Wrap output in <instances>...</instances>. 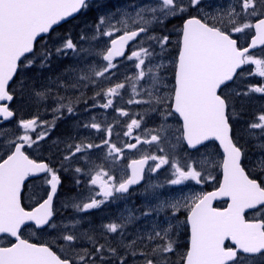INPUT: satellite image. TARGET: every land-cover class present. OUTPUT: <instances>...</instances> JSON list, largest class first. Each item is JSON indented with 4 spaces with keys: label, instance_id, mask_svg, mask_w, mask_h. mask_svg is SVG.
Listing matches in <instances>:
<instances>
[{
    "label": "snow or ice",
    "instance_id": "1",
    "mask_svg": "<svg viewBox=\"0 0 264 264\" xmlns=\"http://www.w3.org/2000/svg\"><path fill=\"white\" fill-rule=\"evenodd\" d=\"M100 6L97 0H0V124L17 116L14 101L23 106L51 98L56 105L51 122L38 116L21 118L17 121L21 134L0 131L4 137L0 140V264H264V105L245 119L257 94L264 99V0H231L212 11L204 0H130L98 14L75 37L71 31L58 34L64 24ZM234 34H250V44H238L241 36L234 38ZM173 36L176 53L169 57ZM130 42L135 44L126 59L135 61V75L102 87L100 78L110 81L116 75L114 61L125 56ZM257 48L259 56L252 52ZM69 55L73 64L54 80L48 78V84L38 88L37 77L28 75L34 67L50 68L54 56ZM245 65H254L255 71H245ZM245 76L260 79L241 87L237 81ZM126 83L131 84L133 95L124 100ZM89 85L97 89L91 97L92 108H114L119 116L129 117L125 136L141 129L146 117L158 121L155 128L144 129L143 139L137 135L135 143L124 147L155 144L164 153L163 144L173 152L186 145L196 153L203 148L204 155L200 160L188 156L182 164L178 158L170 162L167 154L145 153L128 164L130 174L119 180L102 166L89 172L75 167L76 174L89 176L87 194L80 190L83 182L77 176L73 180L77 191L66 195L61 209L91 213L109 201L123 199L132 186L145 181L146 167L156 173L170 165L173 170L166 183L172 186L216 180L211 169L219 168L222 179L216 190L181 193L165 200L155 191L163 185L148 183L144 192L151 190L158 203L140 215L171 209L172 216L131 239L126 229L139 218L133 210L121 213L120 222L103 225L99 235L91 227H82L86 217L58 220L60 209L54 207V200L63 183L61 170L69 171L77 154L102 145L107 146L108 157L123 153L111 142L113 125L102 126L92 117L82 127L104 132L101 144L66 143L60 168L30 155L28 150H38L50 135L55 120L65 114L74 116L76 105L87 104L84 89ZM54 87L65 92L78 89L81 95L62 96ZM96 97L104 102L97 104ZM118 97L147 108L130 114L116 107ZM173 118L179 127L169 123ZM38 128L42 130L37 132ZM213 142L222 149L219 162L209 150ZM26 181L33 184L31 207L24 203ZM225 197V207L213 206ZM182 210L187 213L183 221L178 215ZM189 228L188 244L181 251L179 237ZM29 229L33 235L51 229L54 235L48 242H33L24 235ZM110 234L115 238L110 239Z\"/></svg>",
    "mask_w": 264,
    "mask_h": 264
},
{
    "label": "rangeland",
    "instance_id": "2",
    "mask_svg": "<svg viewBox=\"0 0 264 264\" xmlns=\"http://www.w3.org/2000/svg\"><path fill=\"white\" fill-rule=\"evenodd\" d=\"M97 2H99L100 4L101 3L109 4L108 8H104V9H109L110 7L113 6V5L110 6V0H98ZM230 2L231 0H219L218 3L210 2L209 4L211 7L216 8L222 5H227ZM126 3L127 2H124L122 0L119 1V4L121 5H124ZM81 21L83 22L84 20H81ZM89 59L95 60L97 64L104 63L103 61L99 60V58L90 57ZM165 63H168V61H165ZM72 64L73 63L67 61V62H62L59 64H53L50 68H46L43 70L37 69L34 71L33 69H31V70H28V75L32 77H37L36 86L39 88L42 84L49 83L48 78H52L54 80L57 76H61L65 68L71 66ZM134 64H135V61L131 60L130 62H127L124 66L118 65V69L113 70L116 72V75H113L110 81H106L104 78H100V85L102 87H107L113 82L123 81L126 75L134 76L137 71V69L134 67ZM140 83L143 84L144 82L141 81ZM89 88L92 89V92H95L97 90L96 87L92 85H89V87L86 89H89ZM53 91L54 92L58 91L59 94L62 96L66 95L69 97H76V96L80 97L81 95L78 89L69 90L65 92L63 89H56L54 87ZM84 93L86 94L85 89H84ZM132 95L133 94L131 92L130 83H126L125 89L122 90V96L124 100H127L128 98L132 97ZM137 98H141V97H137ZM46 103L49 104V106H46L47 105ZM65 103H67V101H65ZM91 105L92 103L91 104L87 103L85 105L77 107V112L74 116H67V114H65L64 118H61L60 124L55 125V128L50 130V135L46 138V140L40 142L41 147L38 150H35V151L33 149L28 150L30 155L40 160L50 159L51 162L54 165H56L57 168H60L59 160L62 158V156L58 155L57 153L67 154L66 143H78L81 140H84L85 142L101 144L105 136L104 132H97L94 129L82 127V124L90 122L92 117H95V121L101 123L102 126H106L108 124L113 125V135L111 137V142L115 143L117 147L123 148L122 157H116V156L108 157L107 156V146L102 145V147L93 148L89 150L87 153L77 154L76 157L73 158V161H72L73 165L71 167V170H74L75 166H77V167L83 168L85 172H89L90 170L96 169L97 166H102L104 169H109L111 173H116L117 180H119L123 175L128 174L129 170L127 166L132 159L141 158V156L144 155L145 153L152 154L151 149L153 150V152H154V149L158 151L156 149L157 146L154 147L155 146L154 144L152 146L146 145L145 147L139 150H131L129 154H127L126 147H124V145L122 144V143L126 144L129 139H133V137L137 135L141 136V138H144L145 137L144 129L145 128L151 129L153 127L155 128L158 123L157 120L151 118L150 121L142 125L141 129H138L135 131V133H137L136 135L134 133L132 137H128V136H125L124 133L127 131L125 122H130L129 117L122 118L121 116H119V114L115 111L114 108H110V109H103L100 107L92 108ZM128 105L129 104L124 103L119 97L116 99V107H123L125 110L129 111V109L127 108ZM55 106H56L55 100L50 98V99L42 100V101L33 100L23 106L16 103L15 109L18 112L20 119L21 118L31 119L33 117L38 116L40 121H50L51 122L54 119V113L52 110ZM142 107L143 106H136L133 108V111L139 110ZM58 120H55V123ZM116 121L123 123L124 125L123 130H118V127H115L114 123ZM70 122L73 124V126L76 127L75 129L73 126H71ZM169 123L173 126V128L177 127L175 123H172L170 121ZM116 124H119V123H116ZM0 131H7L9 136H14L15 134L22 133V130L19 129L17 126V122L4 126L3 128L0 129ZM3 138L4 137L0 135V140H3ZM54 142L56 146H54ZM162 146L165 148V152L157 153L155 151L154 154L156 155L167 154L169 155L170 162H174V160L178 158L180 159L182 164L187 159L186 155H181L180 149H177L175 152H173L170 149L168 144H163ZM214 148L215 147H213L212 145V147L209 150L214 153L215 160L219 162L222 160V157L221 155L216 154V152L214 151ZM249 149L253 151L251 145H249ZM203 155L204 153L196 154L195 156H191V157L193 159L200 160V159H203ZM216 169L217 168L211 169V171H216ZM66 173L67 172H64L65 175ZM171 173H172V170H171L170 165L163 166L156 173H150L148 171L145 184L142 186L141 190L135 191L133 193V199L130 198V196L132 195H129L128 198L124 197L123 199L115 200V202L109 201L106 205H104L101 208V215L98 219L99 224L96 227H91L88 224L86 225V221L82 225V227L85 229L91 227L99 235L104 232L103 225L113 222V221L120 222L118 220L120 213L127 215L128 210H133L136 216L139 217L134 223L129 224L126 229L129 239L134 237L138 232L151 231L153 224H164L165 221L172 216L171 209H167L159 213H153L151 216H147V217L141 216L140 212L143 210H146L148 206L155 205L156 203H158V200L156 199V195H154L151 190H149L147 194L144 192V188L146 187L148 183L163 185V187L155 190L156 194H158L161 199L167 200V199H171V198L179 196L178 192H175V193L172 192L171 194L166 193V191L173 189V187L168 188L169 185L166 183L167 179L171 177ZM92 174H94V172ZM77 176L83 182L82 185L80 186V190L85 192V194H87V188L89 187V184H88L89 176L88 175H79V174L76 175L74 173V176L71 177L68 182L73 184V180L77 178ZM66 183H67V180H66ZM211 184L213 185V183ZM74 187L77 190V187L75 185ZM179 187L180 186H174V188H178V189ZM28 191L29 193L27 195V202L32 204V201L29 199V196L31 195L33 191V184L31 183L29 184ZM95 191H97L96 188H95ZM67 194L68 193L66 189L64 188L62 189V192L59 195L58 209H60L61 214L58 217V220L63 219L65 222H67V220L73 218V216H75L76 218L83 216V217H86L87 221L89 222V220H91L92 218H88L87 213L77 214V213H74L73 209L72 211L68 209L67 210L61 209V203L64 201ZM140 194L142 195L141 197H140ZM99 210L100 209H98V211ZM164 212H166V214L168 215H166ZM112 215L114 217H112ZM95 216H98V215L95 214ZM107 217H110L111 220ZM24 233H25V237L39 240L42 243L48 242L50 239H52V235H54V232L51 229L49 230V233H51V235L49 233H40V232H36L35 235H33L32 230L30 229L26 230ZM109 238L112 239L111 237ZM179 240H180V249L182 251L183 250L182 240L180 239V237H179ZM1 243H3V241ZM84 246L86 247L87 245L85 244Z\"/></svg>",
    "mask_w": 264,
    "mask_h": 264
},
{
    "label": "flooded vegetation",
    "instance_id": "3",
    "mask_svg": "<svg viewBox=\"0 0 264 264\" xmlns=\"http://www.w3.org/2000/svg\"><path fill=\"white\" fill-rule=\"evenodd\" d=\"M176 49L174 47V43H173V47L170 50L169 53V57H174V53H175ZM245 71H255V66L254 65H247L246 66V70ZM260 78L255 77V76H245L241 81L242 83L238 82L237 84H239L241 87L244 86L245 83L251 82V83H256L259 81ZM261 105H264V99L260 98L259 95L257 94L256 99L254 100V102L250 105L248 112L245 114V119H251L254 115V113H257L260 108ZM134 132V131H133ZM217 175H219L218 173V169H216V173ZM227 204V202H223V204H219L216 205V207H225ZM185 235L187 236L189 233V230L184 231Z\"/></svg>",
    "mask_w": 264,
    "mask_h": 264
},
{
    "label": "trees",
    "instance_id": "4",
    "mask_svg": "<svg viewBox=\"0 0 264 264\" xmlns=\"http://www.w3.org/2000/svg\"><path fill=\"white\" fill-rule=\"evenodd\" d=\"M68 31H71V33H75L76 31L79 32V30H77L76 26H68L66 29H60L59 32H58V34H60V35H64V34L67 33ZM60 59H61V58H60ZM68 59H69V58H68ZM33 70L35 71V70H37V68H34ZM76 106H79V104L76 105ZM69 179H70V177L67 178V183H65V185H64V188H65L67 191L71 190V188L74 186L72 183L68 182Z\"/></svg>",
    "mask_w": 264,
    "mask_h": 264
},
{
    "label": "water",
    "instance_id": "5",
    "mask_svg": "<svg viewBox=\"0 0 264 264\" xmlns=\"http://www.w3.org/2000/svg\"><path fill=\"white\" fill-rule=\"evenodd\" d=\"M254 50V49H253ZM147 168V167H146ZM146 170V169H145ZM27 182V181H26ZM141 183H143V181L141 182ZM140 185V184H139ZM134 186H138V185H134ZM217 200H219V199H217Z\"/></svg>",
    "mask_w": 264,
    "mask_h": 264
},
{
    "label": "bare ground",
    "instance_id": "6",
    "mask_svg": "<svg viewBox=\"0 0 264 264\" xmlns=\"http://www.w3.org/2000/svg\"><path fill=\"white\" fill-rule=\"evenodd\" d=\"M80 91V90H79ZM74 96V95H73ZM77 97V96H76Z\"/></svg>",
    "mask_w": 264,
    "mask_h": 264
}]
</instances>
